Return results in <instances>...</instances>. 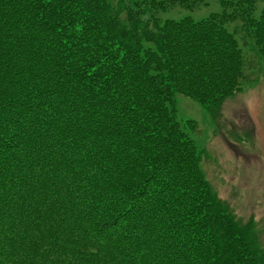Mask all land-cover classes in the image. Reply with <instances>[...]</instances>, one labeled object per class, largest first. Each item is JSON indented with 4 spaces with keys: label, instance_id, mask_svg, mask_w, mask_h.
Instances as JSON below:
<instances>
[{
    "label": "trees",
    "instance_id": "trees-1",
    "mask_svg": "<svg viewBox=\"0 0 264 264\" xmlns=\"http://www.w3.org/2000/svg\"><path fill=\"white\" fill-rule=\"evenodd\" d=\"M259 1L0 0V264H264L175 109L264 64Z\"/></svg>",
    "mask_w": 264,
    "mask_h": 264
},
{
    "label": "rangeland",
    "instance_id": "rangeland-1",
    "mask_svg": "<svg viewBox=\"0 0 264 264\" xmlns=\"http://www.w3.org/2000/svg\"><path fill=\"white\" fill-rule=\"evenodd\" d=\"M262 8L264 2L259 1L257 10ZM217 11L215 0H205L193 11L173 9L159 17L201 20ZM238 39L247 60L249 83L211 112L178 95L176 118L180 123H195L192 137L211 190L228 204L239 227H247L251 240L264 249V64L250 49L248 39L241 34Z\"/></svg>",
    "mask_w": 264,
    "mask_h": 264
}]
</instances>
